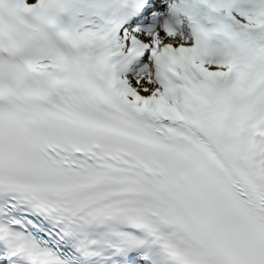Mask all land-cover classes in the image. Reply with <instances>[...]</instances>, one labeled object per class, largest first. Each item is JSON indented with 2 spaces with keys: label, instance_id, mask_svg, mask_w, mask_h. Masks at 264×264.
<instances>
[{
  "label": "snow or ice",
  "instance_id": "snow-or-ice-1",
  "mask_svg": "<svg viewBox=\"0 0 264 264\" xmlns=\"http://www.w3.org/2000/svg\"><path fill=\"white\" fill-rule=\"evenodd\" d=\"M0 264H264V0H0Z\"/></svg>",
  "mask_w": 264,
  "mask_h": 264
}]
</instances>
